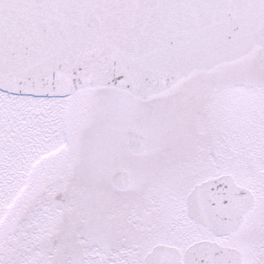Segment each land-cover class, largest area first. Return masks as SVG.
<instances>
[{
    "label": "snow or ice",
    "instance_id": "snow-or-ice-1",
    "mask_svg": "<svg viewBox=\"0 0 264 264\" xmlns=\"http://www.w3.org/2000/svg\"><path fill=\"white\" fill-rule=\"evenodd\" d=\"M0 264H264V0H0Z\"/></svg>",
    "mask_w": 264,
    "mask_h": 264
}]
</instances>
